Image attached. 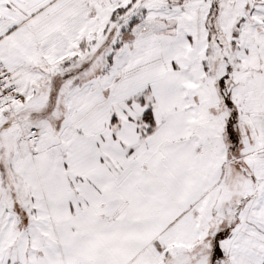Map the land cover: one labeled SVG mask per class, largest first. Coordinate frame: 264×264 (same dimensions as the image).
I'll return each mask as SVG.
<instances>
[{
  "label": "snow or ice",
  "instance_id": "1",
  "mask_svg": "<svg viewBox=\"0 0 264 264\" xmlns=\"http://www.w3.org/2000/svg\"><path fill=\"white\" fill-rule=\"evenodd\" d=\"M0 264H264V0H0Z\"/></svg>",
  "mask_w": 264,
  "mask_h": 264
}]
</instances>
